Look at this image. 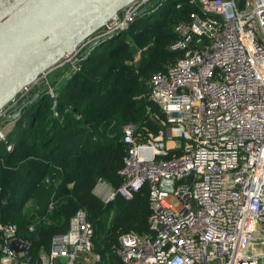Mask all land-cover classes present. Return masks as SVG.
<instances>
[{"label": "built area", "instance_id": "1", "mask_svg": "<svg viewBox=\"0 0 264 264\" xmlns=\"http://www.w3.org/2000/svg\"><path fill=\"white\" fill-rule=\"evenodd\" d=\"M184 2L199 11L174 28L177 39L170 49L181 56L149 83L150 97L166 115L164 126L142 142L136 125H124L122 183L103 195L105 202L132 200L147 186L151 232L122 233L111 253L123 264H264V0H134L53 69L65 67L70 79L92 50L134 21ZM47 77L0 110V141L7 140L3 121L42 81L58 115L59 92L69 80L58 89ZM0 233V264L103 261L83 209L37 258L11 248L13 241L30 245L15 224L0 221Z\"/></svg>", "mask_w": 264, "mask_h": 264}, {"label": "trees", "instance_id": "2", "mask_svg": "<svg viewBox=\"0 0 264 264\" xmlns=\"http://www.w3.org/2000/svg\"><path fill=\"white\" fill-rule=\"evenodd\" d=\"M194 11L187 2L163 5L145 22L134 21L84 59L59 92L57 116L46 95L26 107L0 141V221L17 226L35 258L50 251L53 236L67 231L79 209L94 227L101 264H123L111 253L122 233L151 232L147 186L132 200L105 202L103 194L122 183L124 125H136L142 142L164 126L166 115L150 97L149 83L181 56L170 49L174 28Z\"/></svg>", "mask_w": 264, "mask_h": 264}, {"label": "water", "instance_id": "3", "mask_svg": "<svg viewBox=\"0 0 264 264\" xmlns=\"http://www.w3.org/2000/svg\"><path fill=\"white\" fill-rule=\"evenodd\" d=\"M132 1L0 0V110ZM42 82L3 123L17 122L26 107L48 95L42 94ZM10 245L30 250L28 243Z\"/></svg>", "mask_w": 264, "mask_h": 264}, {"label": "crops", "instance_id": "4", "mask_svg": "<svg viewBox=\"0 0 264 264\" xmlns=\"http://www.w3.org/2000/svg\"><path fill=\"white\" fill-rule=\"evenodd\" d=\"M64 73V69L62 71L61 68H56L51 70L48 74V80L49 82L53 83V85L55 84L56 87L58 88V86L63 82L64 84L69 80L68 77L66 75L62 74ZM59 89V88H58ZM14 123L10 124V129L13 130L14 128Z\"/></svg>", "mask_w": 264, "mask_h": 264}, {"label": "rangeland", "instance_id": "5", "mask_svg": "<svg viewBox=\"0 0 264 264\" xmlns=\"http://www.w3.org/2000/svg\"><path fill=\"white\" fill-rule=\"evenodd\" d=\"M63 69H65L64 72L66 73L67 69L65 67ZM63 69H62V71H63ZM63 75H64V73H63ZM63 84L64 83L62 82L58 87L61 88L63 86ZM41 91H44V88H42ZM12 123H15V122H7V123L1 124V127H4V131L6 132V135H8L9 131H11L9 125ZM100 191H102L104 193L106 191V189H104V187H100ZM103 195H105V193Z\"/></svg>", "mask_w": 264, "mask_h": 264}]
</instances>
